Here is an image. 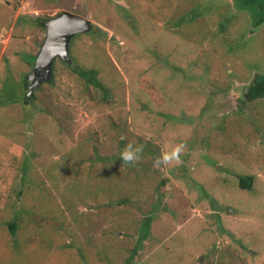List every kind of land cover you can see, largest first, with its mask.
Segmentation results:
<instances>
[{"label":"rangeland","instance_id":"1","mask_svg":"<svg viewBox=\"0 0 264 264\" xmlns=\"http://www.w3.org/2000/svg\"><path fill=\"white\" fill-rule=\"evenodd\" d=\"M62 11L90 27L33 78ZM263 72L233 0H0V264H264Z\"/></svg>","mask_w":264,"mask_h":264},{"label":"trees","instance_id":"2","mask_svg":"<svg viewBox=\"0 0 264 264\" xmlns=\"http://www.w3.org/2000/svg\"><path fill=\"white\" fill-rule=\"evenodd\" d=\"M235 4V8L239 9L240 11H245L248 14L249 19L251 20L252 28L257 27L260 24L264 23V0H233ZM36 25L40 28H44V22L46 19L36 17ZM27 62L29 64L33 63L36 57V53L34 54H27ZM67 65L68 62L64 61ZM52 69V68H51ZM93 72L92 70L82 71L79 70L77 74L81 75L82 77L86 78L89 83L93 84L94 86H98L99 82L95 78L93 74H87ZM49 81V80H48ZM26 81H23V83ZM27 93L21 94L23 98H29L33 91L28 88V85L25 84L23 87ZM3 90V89H2ZM1 91V90H0ZM27 95V96H26ZM242 99L244 101H253L257 98H264V72L263 73H256L251 81L246 85L243 90ZM238 178V186L241 189H250L252 183V176H247L243 174H239ZM6 233L11 236H17V223L16 221H10L5 226ZM148 231V221L143 220L141 225V232L143 235H146Z\"/></svg>","mask_w":264,"mask_h":264},{"label":"water","instance_id":"3","mask_svg":"<svg viewBox=\"0 0 264 264\" xmlns=\"http://www.w3.org/2000/svg\"><path fill=\"white\" fill-rule=\"evenodd\" d=\"M44 27L45 36L34 60L35 69L32 74L33 78L41 75L40 72H37L36 62L39 57L46 56L47 58L44 72L42 73V76H47L50 73L51 61L56 56L65 58L71 37L77 32L88 30L90 23L84 16L62 11L55 17L47 19L44 22Z\"/></svg>","mask_w":264,"mask_h":264},{"label":"clouds","instance_id":"4","mask_svg":"<svg viewBox=\"0 0 264 264\" xmlns=\"http://www.w3.org/2000/svg\"><path fill=\"white\" fill-rule=\"evenodd\" d=\"M56 57H58V56H56ZM51 65H52V61H51ZM51 68H52V66H50V69ZM40 76H42V75H40ZM28 88L32 89L31 86L28 87ZM182 147H183V145H177L176 147L171 149L169 152L163 153L161 155V157L158 158L157 163L167 164L168 162H170L172 160H179L180 159V154H181V151H182ZM141 151H142V149L140 147H135L134 148L132 144H128L126 146V148L121 152L120 157L125 162H134V161L139 159V153Z\"/></svg>","mask_w":264,"mask_h":264},{"label":"bare ground","instance_id":"5","mask_svg":"<svg viewBox=\"0 0 264 264\" xmlns=\"http://www.w3.org/2000/svg\"><path fill=\"white\" fill-rule=\"evenodd\" d=\"M46 56L45 57H43V56H41V57H39L38 59H37V72H40V73H43L44 71V68H45V64H46Z\"/></svg>","mask_w":264,"mask_h":264}]
</instances>
